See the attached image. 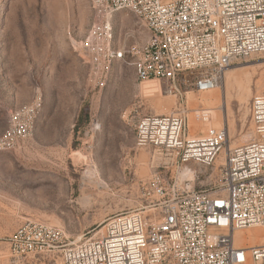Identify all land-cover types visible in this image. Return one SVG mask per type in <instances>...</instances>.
<instances>
[{
	"label": "built area",
	"instance_id": "built-area-1",
	"mask_svg": "<svg viewBox=\"0 0 264 264\" xmlns=\"http://www.w3.org/2000/svg\"><path fill=\"white\" fill-rule=\"evenodd\" d=\"M93 23L76 43L89 83L105 86L114 62L126 55L138 81L163 83L167 94L212 92L234 62L264 55V0H88ZM130 11L149 33L141 44L115 48L113 15ZM129 37V35H126ZM42 100L36 95L9 112L0 152L15 151L34 134ZM251 132L230 147L229 129L191 135L184 110L124 123L140 148L169 153L181 164L218 168L217 184L197 191L190 180L153 172L140 184L155 213L129 209L106 218L103 232L70 241L63 229L27 220L8 237L15 258L48 264H264V95L249 105ZM96 127H98L96 125ZM260 228L248 245L236 231Z\"/></svg>",
	"mask_w": 264,
	"mask_h": 264
},
{
	"label": "rangeland",
	"instance_id": "rangeland-1",
	"mask_svg": "<svg viewBox=\"0 0 264 264\" xmlns=\"http://www.w3.org/2000/svg\"><path fill=\"white\" fill-rule=\"evenodd\" d=\"M93 19L88 0H0V135L10 111L37 94L42 100L33 137L18 150L0 152V264H48L9 252L7 237L27 220L59 227L76 241L99 236L103 221L119 212L155 213L140 189L153 172L189 179L197 191L214 188L216 166L181 164L169 153L138 147L134 129L124 123L125 112L134 122L184 110L191 135L227 126L230 147L249 139V105L255 95H264V55L227 68L215 104L205 101L214 102L212 93L174 95L163 83H141L128 55L114 62L98 89L74 50ZM112 26L115 48L127 49L146 37L127 10L113 15ZM81 108L85 122L76 129ZM39 122L53 124L55 133L37 131ZM62 123L67 127L59 128ZM183 171L189 174L185 178Z\"/></svg>",
	"mask_w": 264,
	"mask_h": 264
},
{
	"label": "bare ground",
	"instance_id": "bare-ground-1",
	"mask_svg": "<svg viewBox=\"0 0 264 264\" xmlns=\"http://www.w3.org/2000/svg\"><path fill=\"white\" fill-rule=\"evenodd\" d=\"M147 82H154V81H143V82H141V83H147ZM155 83V82H154ZM158 84V83H157ZM209 93H212L213 95H214V97L212 98L213 100H214V102L210 99L211 97H209V100H207V99H205V101L207 102V105H208V103H218V101H219V99H220V93H219V89H218V87H216L212 92H209ZM205 97H206V95H205ZM190 99V98H189ZM204 99V98H203ZM194 103H195V101H194ZM194 103H192L193 105H194ZM203 104H205V103H203ZM193 105H191V106H193ZM218 105V104H217ZM212 106V105H211ZM193 117H194V115H193ZM189 122V121H188ZM190 123V122H189ZM232 125V124H231ZM191 128V127H190ZM191 130V129H190ZM232 130H234L235 131V127L234 126H232ZM77 158L78 159H80L81 157H79V156H77ZM184 173V174H183ZM183 173H182V178H185V176L187 175H189L187 172H185V171H183ZM186 174V175H185ZM186 176V177H187ZM261 232H262V230L260 229V228H253V229H248V230H242V231H236V233H235V237L237 238V239H239V238H241V239H243V241L245 242V243H247L248 245H256V244H258V243H260L261 242ZM81 239V237H78L77 238V240L76 241H78V240H80Z\"/></svg>",
	"mask_w": 264,
	"mask_h": 264
},
{
	"label": "crops",
	"instance_id": "crops-1",
	"mask_svg": "<svg viewBox=\"0 0 264 264\" xmlns=\"http://www.w3.org/2000/svg\"><path fill=\"white\" fill-rule=\"evenodd\" d=\"M145 32H146V37H145L143 40H141L139 44L145 42V41L148 39V37H149V33H148L146 30H145ZM127 35H129V37L132 36V35H130L129 33H128ZM126 40H128V39H126ZM135 44H136V43H135ZM137 44H138V43H137ZM61 126H62V128H66V127H67V124L62 123V125H59V128H61ZM42 129H43L44 132H46V133H55L54 125L51 124V123H40V122H39V123L37 124V131H39V130L42 131ZM37 131H36V132H37Z\"/></svg>",
	"mask_w": 264,
	"mask_h": 264
},
{
	"label": "trees",
	"instance_id": "trees-1",
	"mask_svg": "<svg viewBox=\"0 0 264 264\" xmlns=\"http://www.w3.org/2000/svg\"><path fill=\"white\" fill-rule=\"evenodd\" d=\"M84 109L83 108H81L80 109V111H79V113H78V117H77V124H76V129H77V127L81 124V123H83V122H85V114H84Z\"/></svg>",
	"mask_w": 264,
	"mask_h": 264
}]
</instances>
